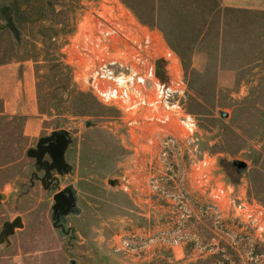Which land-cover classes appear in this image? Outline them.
Segmentation results:
<instances>
[{
	"label": "rangeland",
	"instance_id": "374dc122",
	"mask_svg": "<svg viewBox=\"0 0 264 264\" xmlns=\"http://www.w3.org/2000/svg\"><path fill=\"white\" fill-rule=\"evenodd\" d=\"M101 3L0 0V110L8 115L0 120V232L16 216L23 222L0 244V264H264V12L219 0L148 10L134 0L187 56L144 25L156 29L146 63L175 54L162 68L185 83L179 115L194 120L188 134L177 116L160 123L137 114L130 124L74 81L68 57L79 53L67 43L107 8ZM7 7L17 47L3 27ZM44 33L55 38L47 46ZM55 129L69 132V167L41 182L27 150ZM67 186L77 209L62 216V230L52 196ZM242 202L258 221L237 214Z\"/></svg>",
	"mask_w": 264,
	"mask_h": 264
},
{
	"label": "built area",
	"instance_id": "2783aa9c",
	"mask_svg": "<svg viewBox=\"0 0 264 264\" xmlns=\"http://www.w3.org/2000/svg\"><path fill=\"white\" fill-rule=\"evenodd\" d=\"M101 2L107 8H98L67 43L79 53V56L68 57L74 81L86 85V91L100 104L115 107L121 114L130 116V124L140 122L141 119L135 117L137 114L160 123L177 116L185 131L192 134L193 118L188 114L179 115L181 98L186 92L184 81L181 78L167 80L164 69L160 77L155 64L146 63L147 51L156 35L139 24L119 0ZM173 56L175 54L168 50L165 62L173 63ZM249 207L250 204L242 202L235 210L243 218L258 221Z\"/></svg>",
	"mask_w": 264,
	"mask_h": 264
},
{
	"label": "water",
	"instance_id": "95a60500",
	"mask_svg": "<svg viewBox=\"0 0 264 264\" xmlns=\"http://www.w3.org/2000/svg\"><path fill=\"white\" fill-rule=\"evenodd\" d=\"M9 9H3L2 13L5 18L6 24L5 26L12 31L15 38H18V31L16 26L14 25L11 15H10ZM165 60L163 59H157L155 60V70L160 75V77H163V68ZM220 115L227 116L226 113L220 111ZM86 126H89V122L85 123ZM49 142V146L46 147V150H38V154H33V149L30 148L27 150V155L29 157L35 156L37 159V162L40 161V159L44 156L46 153L50 160H43L41 163L44 169V176L41 178V182L44 181L46 177H48V173L50 170L55 169L58 172H66L69 165L64 161L63 154L64 150L67 146V144L70 141V135L69 132L65 129H55L51 132L49 136L40 137L37 143V148H40V146L45 142ZM54 147L53 149H50L51 147ZM237 170L245 169L246 163L243 161H236L233 163ZM2 197V195H0ZM53 205H52V213H55L58 209L62 211L63 215H68L69 213H74L77 209L76 206V196L74 193V190L67 186L56 193L53 194ZM54 225V223H53ZM23 222L20 216H16L11 221H6L2 224V229L0 232V244L3 243L6 237L9 235H12L16 228H22Z\"/></svg>",
	"mask_w": 264,
	"mask_h": 264
},
{
	"label": "trees",
	"instance_id": "16d2710c",
	"mask_svg": "<svg viewBox=\"0 0 264 264\" xmlns=\"http://www.w3.org/2000/svg\"><path fill=\"white\" fill-rule=\"evenodd\" d=\"M170 1H174V0H143V2H145V4L146 3H148V10H150L151 8L153 9V5L155 4V5H157V6H159V7H162V6H166L167 5V3H169ZM183 1V0H182ZM123 2L134 12V14H135V16H136V18L142 23V24H144V25H151V26H153V27H157L161 32H162V34H163V36H164V39H165V41L167 42V44L169 45V47L174 51V52H176L177 54H178V56L181 58V60L182 61H184V60H186V58H187V56H184V54L182 53V52H180L179 50H178V47L177 46H175L172 42H171V40H170V37H169V35L165 32V30L163 29V28H161V27H159L158 25H155L154 23H153V14H152V12H148V13H146V12H138L136 9H137V7H136V4H134V0H123ZM140 2V1H139ZM177 2V8H181V6H182V4L181 3H179L178 1H176ZM140 4H141V2H140ZM143 4V3H142ZM172 7H173V9H174V6L172 5ZM5 9H10V8H5ZM178 10V9H177ZM144 11V10H143ZM152 11V10H151ZM174 11H175V9H174ZM151 13V14H150ZM155 13V12H154ZM147 14V15H146ZM144 16H148L149 18H147V19H144ZM3 27H5V28H7L5 25L3 26ZM0 29H1V27H0ZM8 29V28H7ZM48 30H50L49 28H48ZM14 36V35H13ZM42 39L39 41L42 45H46V44H51L54 40H55V38H54V35L52 36V35H50V34H42ZM18 42H19V37L18 38H15V36H14V46H16L17 47V45H18ZM47 46V45H46ZM8 118V115H6V114H4V112L2 111V110H0V120H4V119H7Z\"/></svg>",
	"mask_w": 264,
	"mask_h": 264
},
{
	"label": "crops",
	"instance_id": "0c3cea01",
	"mask_svg": "<svg viewBox=\"0 0 264 264\" xmlns=\"http://www.w3.org/2000/svg\"><path fill=\"white\" fill-rule=\"evenodd\" d=\"M219 3L221 6L226 8L252 11V12H264V0H219ZM150 30L151 32L156 31V29H150ZM167 49L169 48L167 47ZM29 124H30L29 126L32 128L36 124V122H32Z\"/></svg>",
	"mask_w": 264,
	"mask_h": 264
},
{
	"label": "flooded vegetation",
	"instance_id": "af4514ba",
	"mask_svg": "<svg viewBox=\"0 0 264 264\" xmlns=\"http://www.w3.org/2000/svg\"><path fill=\"white\" fill-rule=\"evenodd\" d=\"M51 134V133H50ZM50 134H47L45 136H49ZM43 136V137H45ZM40 138V137H39ZM38 138V140H39ZM38 140L35 144V146L31 147L34 151H33V154L34 155H37L38 154V150H46V147L49 146V142L48 141H45L41 146L40 148H37V143H38ZM54 147L52 146L50 149H53ZM30 149V148H29ZM31 158H34L35 159V164L38 168H42L43 169V166H42V162L43 160H50L48 155L45 153L44 156L40 159L39 162H37V159L35 158V156L31 157ZM53 170V169H52ZM51 171V170H50ZM43 172H44V169H43ZM44 176V175H43ZM36 179H37V176H34ZM70 214V213H69ZM62 216H65L62 214V211L61 210H57L55 213H53V217H54V220H53V223H54V227H57V228H60L63 230V224L60 222V219L62 218Z\"/></svg>",
	"mask_w": 264,
	"mask_h": 264
}]
</instances>
